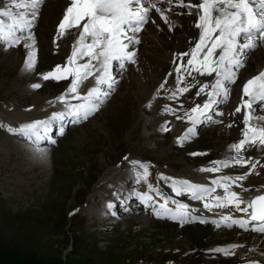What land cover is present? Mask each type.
Listing matches in <instances>:
<instances>
[{"label":"rangeland","instance_id":"obj_1","mask_svg":"<svg viewBox=\"0 0 264 264\" xmlns=\"http://www.w3.org/2000/svg\"><path fill=\"white\" fill-rule=\"evenodd\" d=\"M59 2L55 7L42 1L39 7L57 8V15L63 17L69 5ZM37 26L33 32L43 44L38 51L34 42L25 54L29 57L35 52L34 66L27 69L32 74L28 80L18 84V66L4 59L7 52L0 48V264H200V260L206 263L208 256L219 259L224 252L215 250L228 249L232 242H227L225 233L230 230H218L211 222L182 225L155 218L149 213L155 206L140 203L138 197L126 204L129 211L125 215L119 213L116 220L103 218L102 222L99 216L109 213L104 209L123 180L127 182L122 189L139 196L153 189L149 193L152 199H159L154 193L159 179H166L165 187L171 196L176 194L171 189L173 180L194 183L190 174L222 157L226 142L215 131L221 128L220 121L198 127L195 135L187 139L180 138L181 132L167 121L144 138L140 110L128 93L133 83L119 79L112 94L87 120L68 125L58 136L51 130V137L57 139L39 146L45 155L36 153L35 145L23 136L12 135V131L20 129L19 123L27 124L57 110H67L56 98L66 92L71 77L60 81L42 77L57 66L67 67L79 33L74 31L64 42L54 43L51 34L42 39L43 25ZM146 34L149 35L148 29L143 37ZM161 35L168 40L167 44L171 43L169 36ZM20 46L11 49L18 56L25 52ZM158 48L159 53H166ZM151 50L153 56L158 54ZM145 61L146 65L155 66L152 60ZM83 63L85 59L77 58V64ZM120 73L133 74L128 67ZM87 80L84 82L90 85L91 80ZM37 83L40 88L31 87ZM84 86L78 89L80 94ZM39 90L41 96L33 99ZM148 96L147 106L151 109L155 105L151 102L152 94ZM207 129L213 132L205 133ZM227 134L232 135L229 130ZM140 165L147 166L146 177ZM111 168L116 172L101 183L104 172ZM188 197L183 194L177 200L181 203ZM117 209L123 212L122 207ZM249 252L247 249L244 255Z\"/></svg>","mask_w":264,"mask_h":264},{"label":"bare ground","instance_id":"obj_2","mask_svg":"<svg viewBox=\"0 0 264 264\" xmlns=\"http://www.w3.org/2000/svg\"><path fill=\"white\" fill-rule=\"evenodd\" d=\"M0 1H5L4 3L0 4L2 6L8 4V7L4 6L6 8L1 9L2 8L1 7L0 8L1 10L11 9L14 14H18L19 11H23V9L17 10L13 8V5L10 6L9 3L12 2V0H7V1L0 0ZM42 1H47V3H52V5H54L55 7L58 6V4L60 3L59 2L60 0L57 1L42 0ZM62 1L66 5H70L71 3V0H62ZM151 2L156 3L157 0H151ZM184 2L188 3L189 0H184ZM49 7H51V5ZM157 7H160L162 10H165V15L168 17V22L165 23V21L160 18V15L156 13L154 9H151L149 13V21L142 28V30L137 33H131V32L129 33L130 36H134L139 41V43L133 42L129 44V51L135 53V63H130L126 61L124 67L121 68L119 66V63L113 62V65L111 67V75L115 81L113 86L117 84V81L119 79H124L126 82L129 81V83H133L128 93L135 106H137L138 109L140 110L141 113L140 115L142 117L141 136L144 138L146 137L149 138L155 132L156 128H158L161 124L167 121H171L173 125L177 127L179 133L181 132V135H179V137L182 139H187L192 135L194 136L195 129H197L202 125H208L210 123H214L217 121L221 122L222 124L221 128H218L215 131L218 132V134H220L219 137H221L226 142L225 143L226 146L224 147L222 157L218 159L216 162L229 161L230 162L229 167L232 168L229 167L225 168L222 165H219L220 167L219 171L206 172V171H201L200 169L194 175L190 174L193 180L195 179L194 182L195 184L213 188L214 191L210 196H206V199L204 201L192 200L189 197L186 201H181V203L189 205V208L186 210L188 212V217L185 218V222L183 224L188 225L190 223L198 221V220H194L189 222L191 217H198L200 219H204L207 222H211V223L212 221H221L222 216H231L233 219L246 220V216L242 212H237L234 207H227V208L213 207L212 210L209 211L208 209L204 208V203L208 202L212 204L216 196L224 195L223 187L216 186L212 183L213 180L221 179L224 176L235 177L238 175H245L246 173H251L247 175V178L245 180L236 182L237 184L242 185L241 187H236L235 184L231 185V191L237 192L242 200H251L252 197L264 193V147H261L259 145H254V146L245 145L244 149L241 150V152L239 153V156L243 157L245 160L250 159L252 163L259 161V163L256 164L255 169L252 168V163L247 164V166H240L235 164L234 158L237 157L238 154L231 147L233 144L239 143V141L243 139L242 131L245 125L243 124L241 119L242 112L239 113L235 112V108L240 105L241 98L243 97L242 86L244 83L252 79L254 76L259 75L261 72H264V41L257 40L256 49H254L253 51L252 50L249 51L245 49L243 51V54L240 55V59L244 63H243V67H240L239 69H235V68L233 69V71H236L235 82L229 83L225 81V84L229 89V95L227 100L223 98L222 94L214 95L210 98L209 95H207V93L212 92L211 87L206 89L205 93L196 95V93L199 91V88L203 84H208L211 86L215 84L216 81L215 73H213L212 75H207V74L201 75L196 71H191V74L189 75V71L193 66L188 65L187 61L191 59V56L187 55V56H183L182 58L178 57V54L180 53H184V52L191 53L192 49H194L195 45L199 42L200 29L195 27V23L198 22V17L196 15H187L186 14L188 12L187 8L176 7L175 0H173L172 5H169L167 3V0H164L163 3H157ZM169 7L172 8V11L166 10ZM58 10L59 9L53 7L52 8H48V7L43 8L41 6L39 7V5L37 6L36 9H29L28 18L32 20V23L30 25V29L26 28L23 32L16 33L20 37L19 42L13 44V46L11 47H9L6 43H0V48H2L1 50L7 52L6 54H3L4 59H6L8 62H13L18 66V70L16 72L18 77L20 78V80H18V84L22 83L24 80H28L27 78L32 77L31 72L27 70L29 69L28 67L29 57L25 56V54H27V51L31 50V47L33 46L34 42H36L35 45L38 46L37 50L41 51L40 46L43 44V42L38 37H36L35 32H33L36 25H38L37 27L43 25L44 33L42 39L46 40L49 34H51L54 37V41L53 40L51 41L54 43H61L62 41L64 42L65 39L74 31H78L79 33V30L73 28L65 31L62 36L58 35V25L60 21L63 19V17L57 15ZM33 11L35 12L34 19L32 18L31 15ZM3 19H5V22L7 24L8 18H3ZM153 21H155V23H153ZM185 22L186 25H184ZM51 23L56 27V31L52 30L50 25ZM149 27H151L150 30ZM147 29L149 35L146 34V37L145 35L143 37L142 34ZM163 32H165V34H163ZM160 34H162L163 36L165 35L169 36L171 38L170 39L171 43L167 44L168 40H164L163 37H160ZM125 42L127 43V41ZM19 45H21L19 48H23L25 50L24 55L21 54L18 56L16 55V53H14V50H11ZM158 47H162L166 51V53L163 54L159 53ZM151 49H154L155 50L154 52H157L158 54H156V56L155 55L153 56ZM206 51L207 49H205V52ZM72 52H73V48L71 49L70 57H72ZM219 53H220V49H216L214 55L218 56ZM203 55L204 53H201L198 59H202ZM84 59L86 62L88 58L85 57ZM145 59L152 60L155 66L151 67L146 65ZM93 63H95V61H93ZM66 66H68V64ZM8 67L12 68V66L10 65H8ZM127 67L132 69L133 74L120 73L122 70H124ZM178 67H180L179 74L176 71ZM119 73L121 75L118 78L117 75ZM178 75L182 77L183 79L182 83L177 82ZM96 76H99V73H96L95 76H90L89 79L91 80V83L89 82V79L88 80L86 79L90 85H86L88 83H85L86 82L85 80H84L85 82L83 81V83L80 84L79 88L86 85L84 86L83 93L82 94L79 93L80 96L86 95L89 89L93 87H97L95 83ZM70 79L72 80V77ZM162 85L163 87H161ZM185 86L189 87L188 92L181 94L177 91L178 88H183ZM99 87L103 92L108 93V95L112 94L113 87L111 89L108 88L107 85H100ZM174 93H175V98H173ZM40 94L41 92L39 90V93L37 95H34L33 99L40 97L41 96ZM122 94L124 93H121V95ZM148 94L149 95L152 94L151 102L153 105H155L151 109H149V107L147 106L146 100L150 97L148 96ZM107 96L106 97L101 96V100L105 101L107 99ZM68 100L70 102L76 101V99L72 98V95H69ZM205 103H210V108L207 110L203 109V105ZM196 105L201 106L200 111H203L204 115L199 116V119H197L196 122L193 123L190 117H196L199 115V113H193L191 111L192 108L195 107ZM154 109L156 110L153 111ZM168 109H172L174 111L170 112L168 111ZM66 111L57 110V112H52L50 113L49 116L41 120L38 119L37 121L49 120L54 113H60ZM252 114L254 117L256 116L264 117V102H259V103L254 102ZM35 121L36 120L30 121L29 123ZM82 121L83 120L76 121L72 117H66L63 120L53 121L49 126L47 134L45 135L43 132L41 133L42 140L40 142V145L50 144L52 143L51 141L57 139L55 136L51 137V132L53 130H54L53 132L56 133L55 129H53L54 126H57L56 131L57 134L60 135L61 132L64 130V127L65 126L67 127L68 124L70 125L77 122L81 123ZM251 123L254 125L259 124L261 126H264V119H260V120L253 119ZM19 124H20V129L24 125H26L23 124V122ZM229 125H231V127H229ZM4 129L6 130V128ZM20 129H16L15 131H12L11 132L12 135L19 134L23 136L24 139L27 140V142L30 143L32 142L34 144V138L30 140L29 138L25 137L23 134H20L19 133ZM189 129H191L192 131L189 132ZM228 130L232 135L227 134ZM209 131L213 132L212 129L209 130L207 129L205 133ZM231 139H232V143H229ZM215 166L216 165L212 163L211 165L204 167L202 169L213 168ZM115 172L116 169L114 168L106 170L101 179V183L102 181H106L107 179H109V177H111ZM165 180L163 178L162 180L161 179L157 180L158 187L155 189L158 190L163 197L169 198V202L165 205V207L161 208V205L164 204V200L161 199L160 195H157V191H154V193L155 195L158 196L159 199L151 198L150 200L147 201L149 203L143 201V204L147 203L151 206L152 205L155 206L152 209V211H149V213H151L153 217L159 219H166L181 224L179 220H174L170 218V213L165 212V208L171 210V212L177 211V205L173 204L171 201L172 200L178 201L177 197L181 196L176 194H173V196H171L172 194L170 195V192L165 187V185L167 184V181ZM125 182L127 181L123 180L122 182L123 186L125 185ZM122 185H120L116 189V192L113 193L114 197H110V199L113 198L112 201H110V199L108 200V204L112 203L114 207L109 209L107 205L104 211L107 210L109 213L107 215L105 214L104 216H99L102 217L100 221L103 222L104 220L103 218L111 219L113 217H115L113 219L116 220L118 218L116 216L119 215V213L123 215V212L121 211L117 212L118 210L117 208L122 207L123 209L125 208L126 204H129L131 202V200L137 199L136 194L129 193L130 191L127 192L126 190L122 189L123 187ZM245 188L248 189V191H245L244 190ZM149 193L148 194L146 193V195L150 197L151 195ZM121 196L129 198V201L128 202L123 201ZM140 203H142L141 198H140ZM241 207H243V205H241ZM193 209H195V211H192ZM127 212H124V215ZM157 212L161 214L159 217L156 214ZM128 221L129 220H127L126 222ZM139 221L142 222L141 220ZM140 222L139 224L141 225ZM142 223L145 224L148 223V221ZM256 225H257L256 221H252L251 223H249L247 225L249 230L240 228L238 225H234L232 227H226L224 223H221V226L218 228L215 226L218 230L219 229L225 231L230 230L225 234H227L228 236V238L226 239L227 242H232V243L228 246L227 249L228 251L227 252L223 251L224 254H222L219 259H215L213 257L208 256L207 258L205 257L207 260L206 263H204L203 260H200L199 263L200 264H264V233L251 230ZM197 234L190 233V235H195V236ZM198 235H203V233L202 234L200 233ZM234 245L236 247H233ZM247 249L250 250V252L249 255L245 256L244 254ZM252 250H254L255 252H251Z\"/></svg>","mask_w":264,"mask_h":264},{"label":"snow or ice","instance_id":"obj_3","mask_svg":"<svg viewBox=\"0 0 264 264\" xmlns=\"http://www.w3.org/2000/svg\"><path fill=\"white\" fill-rule=\"evenodd\" d=\"M41 2L42 0H12L13 8L23 9V11L14 14L11 9L0 10V43H6L9 47L18 43L20 37L16 33L23 32L26 28L30 29L32 23V20L28 18V10L36 9ZM163 2L164 0H157L156 3H152L151 0H71L70 5L65 9L63 19L58 25V35L62 36L65 31L73 28L79 30V38L76 44L73 45L72 57L69 58L67 67L57 66L53 71L44 74L42 77L44 80L51 79L55 81L72 77L71 84L66 92L56 98L59 102L65 104L67 111L54 113L49 120L26 124L19 130L20 134L30 140L34 138L36 153L41 156L45 155L44 150L39 147L42 140L41 133L43 132L46 135L53 121L63 120L66 117H72L76 121L87 120L99 109L100 104L104 102L101 100V96L106 97L108 95L99 86L107 85L111 89L115 83L111 75L113 62L119 63L121 68L124 67L126 61L135 63V53L129 51V44L139 43V41L134 36H130L129 33H137L142 30L143 25L149 21L151 9H154L165 23L168 22L165 10L157 7V3ZM167 3L172 5L173 0H167ZM175 6L187 8V15H196L198 22L195 23V27L200 29L199 42L195 45V48L192 49L191 53L178 54V57L191 56V59L187 61L188 65L193 66L189 71V75L191 71H196L201 75L215 73L216 76L215 84L211 86L203 84L196 95L205 93L206 89L211 87L212 92L207 93L210 98L222 94L223 98L227 100L229 89L225 81L235 82L236 71H233V69L243 67L244 63L240 59V55L243 54L245 49L249 51L255 49L257 40L264 41V0H189L188 3H185L184 0H175ZM166 10L172 11V8L169 7ZM31 15L34 19L35 12L33 11ZM3 18H8L7 24ZM205 49H207L206 52ZM216 49H220L218 56L214 55ZM201 53H204V55L202 59H198ZM85 57L88 58L85 63L77 64V58L84 59ZM34 58L35 52H32L29 56V69L34 65ZM176 71L179 74L180 67ZM96 73H99V76H96L95 79L97 87L89 89L86 95L80 96L78 91L80 84L90 76H95ZM177 82H183L182 77L179 75ZM31 87L38 89L41 85L37 83ZM177 91L182 94L188 92L189 87L178 88ZM242 93L243 97L240 105L235 108V112L239 113L242 112V109L244 110L243 139L231 147L238 154L234 158L235 164L247 166V164L252 163L251 160H245L239 156L245 145L264 147V126L251 123L253 119H264V117H254L252 114L254 102H264V72L244 83ZM69 95L81 102L77 104L68 102L66 97ZM173 98H175V93ZM200 108V105H196L191 110L193 113H199L196 117H190L193 123L199 119V116L204 115ZM209 108L210 103L203 105V109L207 110ZM168 111L174 110L168 109ZM9 131L12 130L9 129ZM191 131L189 129V132ZM51 142L55 143L54 140ZM136 163L133 161V164ZM258 163L259 161L252 163V168L255 169ZM213 164L216 166L201 169V171L215 172L220 170L219 165L225 168L230 166L229 161H214ZM140 167L144 169V176L146 177L148 174L147 166L140 165ZM249 174L251 173L235 177L224 176L221 179L212 181L214 185L223 187L224 195L216 196L212 204L205 202L204 208L211 211L213 207H234L237 212H242L248 218L247 220H241L233 219L231 216H222L221 221H212L217 227L224 223L226 227L238 225L240 228L249 230L247 225L252 221H256L257 225L251 230L264 233V193L252 197L251 200H242L237 192L231 191V185L235 184L236 187H241L242 185L236 182L245 180ZM171 186L176 195L188 194L192 200L204 201L206 196H210L214 191L213 188L187 180H173ZM152 190L150 188V191ZM244 190L248 191L246 188ZM155 191L164 200V204L161 205V208H164L169 202V198L163 197L158 190ZM140 198L144 202L151 199L146 194L141 195ZM171 202L177 205V211L171 212V210L165 208V212L170 213V218L179 220L183 225L185 218L188 217L186 210L189 205L175 200ZM113 207L112 203L108 204L109 209ZM192 211H195V209ZM156 214L158 217L161 215L159 212ZM197 219L200 223L207 222L198 217H191L189 222ZM215 251L227 252L228 250L216 249Z\"/></svg>","mask_w":264,"mask_h":264},{"label":"water","instance_id":"obj_4","mask_svg":"<svg viewBox=\"0 0 264 264\" xmlns=\"http://www.w3.org/2000/svg\"><path fill=\"white\" fill-rule=\"evenodd\" d=\"M243 114H244V110L242 109V115H241L242 121H243Z\"/></svg>","mask_w":264,"mask_h":264}]
</instances>
